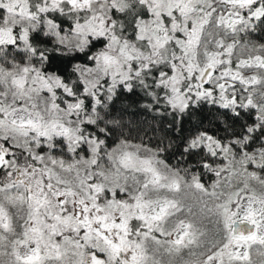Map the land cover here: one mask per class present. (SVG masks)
Returning <instances> with one entry per match:
<instances>
[{"label": "snow or ice", "instance_id": "obj_1", "mask_svg": "<svg viewBox=\"0 0 264 264\" xmlns=\"http://www.w3.org/2000/svg\"><path fill=\"white\" fill-rule=\"evenodd\" d=\"M258 33L264 0H0V264H264Z\"/></svg>", "mask_w": 264, "mask_h": 264}, {"label": "trees", "instance_id": "obj_2", "mask_svg": "<svg viewBox=\"0 0 264 264\" xmlns=\"http://www.w3.org/2000/svg\"><path fill=\"white\" fill-rule=\"evenodd\" d=\"M256 39H257L258 42H264V35L258 33V34L256 35ZM141 135H143V134H141ZM133 136L135 137L136 134L133 133ZM149 136H151V133H149ZM133 142H135V143H139L140 141H139V139L137 138V139H134ZM144 143H145V144H149V143H150L149 138H148L147 136L144 137ZM170 163H172V164H176L177 161H176L175 159H172V160H170ZM211 179H212V177H210V174H209V175H207V176H205V177L202 178V182L209 183ZM204 223H205V225L207 226V228H208L209 230H211V229L213 228V225H212L211 223H209L208 221H205ZM211 234H212V233L210 232L209 235H211ZM252 257H253L252 259L256 262V264H259L260 257L257 256L255 253H253V256H252Z\"/></svg>", "mask_w": 264, "mask_h": 264}, {"label": "rangeland", "instance_id": "obj_3", "mask_svg": "<svg viewBox=\"0 0 264 264\" xmlns=\"http://www.w3.org/2000/svg\"><path fill=\"white\" fill-rule=\"evenodd\" d=\"M253 258V257H252Z\"/></svg>", "mask_w": 264, "mask_h": 264}]
</instances>
